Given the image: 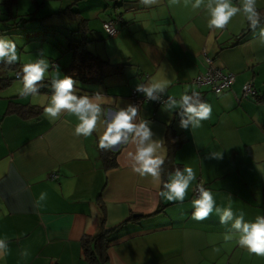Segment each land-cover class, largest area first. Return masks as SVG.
<instances>
[{"label": "crops", "instance_id": "crops-1", "mask_svg": "<svg viewBox=\"0 0 264 264\" xmlns=\"http://www.w3.org/2000/svg\"><path fill=\"white\" fill-rule=\"evenodd\" d=\"M8 1L12 4L5 6L6 0H0V16L5 19L39 16L45 21L70 7L77 10L88 21L86 49L122 71L110 73L95 85L75 83V94L102 97L96 130L87 138L74 135L78 120L67 112L49 120L43 113L23 118L18 110L10 111L11 103L18 109L44 108L53 94H1L14 83L0 90V238L9 245L0 264H91L85 257L84 236H97L103 228L113 229L133 217H139L137 222L112 235L104 264H264V256L237 244L238 233L232 228L241 216L248 223L264 216V42L259 36L264 28V0H257L259 23L246 37L243 33L250 24L242 10L225 29L210 30L208 0L199 8H193L195 0L187 4L185 0L176 4L169 0L154 4L141 0ZM242 3L231 0L234 8L242 9ZM107 21H114L117 37L105 33ZM205 52L215 66L235 76L232 88L221 95L193 82L206 72ZM69 53L64 75L73 62ZM57 75L45 72L43 80H54ZM153 82L167 85L159 92L167 99L179 101L188 94L193 102L209 103L211 117L198 128L191 122L183 128L181 107L168 110L167 103L144 104L137 109L134 122L148 123L152 142H160L158 158L164 163L167 159L169 128L183 141L173 156L176 166L165 173L161 167L155 180L134 173L140 145L129 134L126 142L111 150L120 151L116 167L105 169L99 155L100 135L116 112L133 107L132 92ZM246 84H254L257 99L241 97ZM184 167H191L196 179L183 201H166L159 195L165 191L163 185ZM199 184L216 202L214 211L202 221L192 219L194 189ZM42 193L46 194L43 198ZM228 208L233 217L224 222L222 211ZM228 235L233 239L226 241ZM25 250L27 256L22 255Z\"/></svg>", "mask_w": 264, "mask_h": 264}, {"label": "clouds", "instance_id": "clouds-1", "mask_svg": "<svg viewBox=\"0 0 264 264\" xmlns=\"http://www.w3.org/2000/svg\"><path fill=\"white\" fill-rule=\"evenodd\" d=\"M158 0H141L143 4H154ZM170 4L179 3V0H169ZM188 3V0H185ZM203 0H195L193 8H199ZM257 0H243L242 9L231 6V0H208V10L210 18L207 27L210 30H223L230 23L231 19L239 11L246 14V19L252 29H256L259 23L260 12L257 9ZM260 40L264 42V28L259 32ZM42 55V53H41ZM7 59L8 64L19 60L17 55V45L11 39L0 37V60ZM48 64L44 59H38L32 63H26L23 66V88L20 95L25 92L34 93L37 91L38 83L44 79ZM57 74H59L57 70ZM18 75V74H17ZM17 77V76H16ZM21 78V74H20ZM19 80V79H17ZM52 87L54 93L50 98V103L44 107L43 115L49 120H54L62 112H67L75 116L78 123L74 128V135L85 138L92 136L97 127V121L101 115L102 97L99 95L89 97L87 95L78 96L74 94L75 81L71 76L65 75L61 79H54ZM167 85L153 82L149 86H139L138 90L143 91L149 99H155L154 93L163 92ZM193 95L198 96L199 93ZM179 106L183 109L182 115L187 119L181 121V126L187 128L191 122L193 128L201 126V122L208 120L212 114V107L206 102H193V96L184 94L180 100L169 97L166 104L168 110ZM137 108L129 106L127 109H121L112 116L107 123L105 131L99 137L98 147L101 150H113L115 146L126 142L129 134H133V140L138 141L140 147L135 152L136 167L132 171L141 177L151 176L154 180L160 176V169L164 161L156 156L160 142H152L153 132L146 121L135 123ZM218 157L219 153H213ZM196 179V174L191 167H184L183 171L176 170L174 176H171L169 182L163 185L165 191L160 192V196L166 201H183L192 181ZM198 199L192 201L195 212L192 219L202 221L208 218L214 211L215 199L210 191L200 188ZM46 194L42 193L43 198ZM218 213L221 211L215 208ZM233 217V211L228 208L222 211L221 220L226 222ZM238 233L237 244L245 248L249 253L257 256H264V216H258L255 222H244L243 217H239L232 225ZM233 236H225V240H232ZM9 252V245L5 239L0 238V259H3ZM27 256V250L22 253Z\"/></svg>", "mask_w": 264, "mask_h": 264}, {"label": "trees", "instance_id": "trees-1", "mask_svg": "<svg viewBox=\"0 0 264 264\" xmlns=\"http://www.w3.org/2000/svg\"><path fill=\"white\" fill-rule=\"evenodd\" d=\"M11 4H12L11 1L6 0L5 6ZM58 15L67 18L69 21L75 23L78 26L77 30L72 32L71 37L67 40L68 52L72 53L73 62L72 65L66 69L65 75L71 76L74 79L75 83H82L84 85H95L97 83L103 82L105 78L110 75V73L112 72L116 73L118 71L119 72L122 71V67L113 66L109 64L107 61H104L101 58L93 55L91 52H89L86 49L87 44L89 42L88 21L84 19V17L81 15L80 12L70 7L64 12H60ZM28 17L29 19H27L26 17H24L23 19L21 18L20 23L25 25L30 21L37 20L35 16H28ZM11 20L12 19H6L4 22L8 23ZM14 26L16 28L19 27L18 22H16ZM42 26L45 27L44 25ZM252 30L253 29L249 26V28L245 30V32L243 33V37L250 35ZM75 34L77 36L74 38L73 36ZM22 69H23L22 65L15 62H13L12 64H8L7 60L0 62V90L10 87L13 81L17 80L15 78L14 79L11 78L10 73L21 74V78H23ZM8 74L9 76H5ZM49 81L42 80L41 82H39L37 86V91L35 93L48 92L50 94H53L54 88L52 87V84L54 80H49ZM258 97L259 94L257 92V95L252 99H257ZM11 104L12 106L10 107V111L18 110L16 112H18L19 115H21L23 118H33L39 116L43 113V109H44L39 107L18 109L17 106H15V104L13 103ZM179 119L181 120L186 119V115H181ZM182 142L183 141L180 140L177 133L169 128L167 134L168 156L167 159L165 160V163L162 166V170L164 173L165 171L173 168V166H176L174 163L173 156L176 148L179 147ZM119 152H112L109 150L100 149L99 155L105 169L109 170L116 167V163H115L116 156L119 154ZM138 219L139 217L129 218L113 229L103 228V231L97 236L85 235L84 238L82 239V245H83L85 257L89 261V263L104 264L105 262H107L109 258L108 249L111 244L112 241L111 237L114 234V232L119 229H122L123 227L129 224L137 222Z\"/></svg>", "mask_w": 264, "mask_h": 264}, {"label": "rangeland", "instance_id": "rangeland-1", "mask_svg": "<svg viewBox=\"0 0 264 264\" xmlns=\"http://www.w3.org/2000/svg\"><path fill=\"white\" fill-rule=\"evenodd\" d=\"M111 6V5H110ZM113 6H111L112 8ZM8 13V12H7ZM10 22H4L6 19L5 15L0 16V37L11 39L17 45V55L19 60L15 63L21 64L22 67L26 63H32L38 59L46 60L48 64L47 72L53 74L57 73L58 78L61 79L65 75L63 68L66 66L65 58H71L68 52L67 40L71 37L72 32L77 30V25L71 21H68L64 17L56 16L53 19H45L41 21L40 17H37L36 21H30L23 25L20 23L21 17L15 15ZM29 19V17H26ZM23 19V18H22ZM18 22L19 27H15L14 24ZM42 25H44V32H42ZM36 27L40 32H36L32 29ZM34 33H36L34 36ZM75 34L73 37L75 38ZM36 40V41H35ZM42 53V55H41ZM7 60H0V62ZM57 65L56 69H53L52 65ZM14 73L10 74L11 77ZM14 77L16 76L13 75ZM13 86L8 90L1 92L9 94L10 92H18L23 88V79L13 81Z\"/></svg>", "mask_w": 264, "mask_h": 264}, {"label": "built area", "instance_id": "built-area-1", "mask_svg": "<svg viewBox=\"0 0 264 264\" xmlns=\"http://www.w3.org/2000/svg\"><path fill=\"white\" fill-rule=\"evenodd\" d=\"M105 33L111 37H117L119 31L114 21H107L103 25ZM204 60L206 64V72L199 75L193 82L197 87H207L216 95H221L226 91L230 90L235 83V76L231 73H225L223 69L215 66L214 59L204 53ZM53 69H56V65L53 64ZM16 79H20V74L17 75ZM155 99H149L143 91L134 90L131 94V100L133 107L139 109L144 104H155L156 106L164 105L168 102L167 97L163 93H154ZM257 95V91L253 84H246L242 89V98H253ZM79 96V95H78ZM118 150V149H117ZM57 176H52V179H57ZM205 188L203 185H198L194 189V198L198 199L200 195V188Z\"/></svg>", "mask_w": 264, "mask_h": 264}]
</instances>
